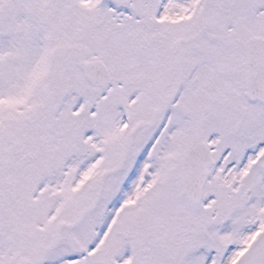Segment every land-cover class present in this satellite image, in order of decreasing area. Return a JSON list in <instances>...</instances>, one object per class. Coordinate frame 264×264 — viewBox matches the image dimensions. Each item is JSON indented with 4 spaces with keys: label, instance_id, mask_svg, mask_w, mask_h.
<instances>
[{
    "label": "snow or ice",
    "instance_id": "6c2138e0",
    "mask_svg": "<svg viewBox=\"0 0 264 264\" xmlns=\"http://www.w3.org/2000/svg\"><path fill=\"white\" fill-rule=\"evenodd\" d=\"M0 264H264V0H0Z\"/></svg>",
    "mask_w": 264,
    "mask_h": 264
}]
</instances>
